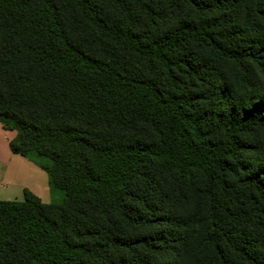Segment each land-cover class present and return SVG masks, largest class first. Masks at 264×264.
<instances>
[{
	"label": "trees",
	"instance_id": "obj_1",
	"mask_svg": "<svg viewBox=\"0 0 264 264\" xmlns=\"http://www.w3.org/2000/svg\"><path fill=\"white\" fill-rule=\"evenodd\" d=\"M0 123V264H264V0H0Z\"/></svg>",
	"mask_w": 264,
	"mask_h": 264
},
{
	"label": "crops",
	"instance_id": "obj_2",
	"mask_svg": "<svg viewBox=\"0 0 264 264\" xmlns=\"http://www.w3.org/2000/svg\"><path fill=\"white\" fill-rule=\"evenodd\" d=\"M15 134L14 130L5 129L0 123V188H3L0 190V199H22L23 189L26 188L39 197L42 202H45L42 199L45 192H47V184L42 180L43 175L39 169L41 167L34 161L12 153L10 150L9 142L14 138ZM12 167H14L12 175L16 174L14 177L18 179V181L16 180L17 183H12L13 179L8 176V169ZM21 168L28 173L40 176L41 179L39 181L32 180L29 174H22ZM10 184H12V188H8ZM12 191L14 194H12Z\"/></svg>",
	"mask_w": 264,
	"mask_h": 264
},
{
	"label": "rangeland",
	"instance_id": "obj_3",
	"mask_svg": "<svg viewBox=\"0 0 264 264\" xmlns=\"http://www.w3.org/2000/svg\"><path fill=\"white\" fill-rule=\"evenodd\" d=\"M247 138H248V142H250V143L261 142L262 144H264V134L260 131H257L255 134H253L251 136L248 135ZM254 140L258 141V142H255ZM39 169L41 170V173L43 175L42 180H44V183L47 184V186H46L47 192H45V195H43L42 200H44L45 202H60L63 199V192L61 190H57V189L51 190L49 183H48V176H47L46 171L43 168H39ZM13 170H14V167L8 169V176L13 179L12 183H17L18 179L16 177H14V176H16V174L14 173V175H12ZM21 170L23 171L22 174H29L31 179L34 181H39L41 179L40 176L34 175L30 172L28 173L25 169L21 168ZM11 185L12 184H10V186L8 185V188H12ZM2 189L3 188H0V190H2ZM12 194H14L13 191H12Z\"/></svg>",
	"mask_w": 264,
	"mask_h": 264
}]
</instances>
